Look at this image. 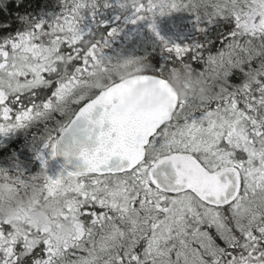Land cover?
I'll return each instance as SVG.
<instances>
[{"label": "snow or ice", "instance_id": "6c2138e0", "mask_svg": "<svg viewBox=\"0 0 264 264\" xmlns=\"http://www.w3.org/2000/svg\"><path fill=\"white\" fill-rule=\"evenodd\" d=\"M29 2L17 0L11 10L23 13ZM126 2L133 23L191 13L196 38L180 44L159 37L169 58L158 71L88 94L77 85L116 29L102 41L81 40L88 33L77 17L91 7L86 0H62L60 14L29 21L12 36L4 35L8 22L23 17L0 19V133L72 106L76 116L61 132L86 125L76 153L82 166L31 177L63 200L73 230L60 235L0 220V264H264V0ZM89 14L95 19V11ZM149 27L156 32L154 23ZM43 35L67 54L65 74L39 63ZM177 65L207 75V100L171 90L165 72ZM140 81H154L165 102L121 111ZM57 146L50 136L52 157Z\"/></svg>", "mask_w": 264, "mask_h": 264}, {"label": "trees", "instance_id": "16d2710c", "mask_svg": "<svg viewBox=\"0 0 264 264\" xmlns=\"http://www.w3.org/2000/svg\"><path fill=\"white\" fill-rule=\"evenodd\" d=\"M124 3L125 7L121 8L119 0H108L109 6H102V12H99V0H94V3L93 0H86V4L91 7L86 6L81 10L80 17H77V26L88 33L87 36H81V40L102 41L111 28H115L116 33L107 38L103 56L98 55V63L94 64L90 74L77 85V90H81L85 84L90 83L94 85L93 92H96L127 75L151 73L158 71L161 65L166 64L169 53L163 46L159 47L156 42L150 41L147 32L155 33L149 27L150 24H155L156 32L166 27V40L170 43H190L196 38V28L192 17L185 18L184 15L177 17L178 11H173L165 15L157 14L152 19L136 20L133 23L134 9L130 2L124 0ZM14 6L18 8L17 0H0V19L7 16L15 18L18 15L23 17L8 22L10 31L5 33V36H12L26 30L29 27V21L51 20L63 9L62 0H30L23 13L12 11ZM90 11H95V19L89 14ZM118 33L123 34L119 36ZM137 33H142L141 39L135 37ZM129 42L134 46V59L119 58L120 48L126 47ZM37 52L40 57L39 63L49 72L60 75L68 72L67 54L59 52L58 45L53 43L51 35H43L40 38ZM134 64L139 67L129 66ZM165 76L176 89L192 91L199 85L205 84L210 94L207 75L198 69L177 65L169 68ZM180 96L193 101L204 100L194 94L190 96L180 94ZM51 134L55 135L54 132ZM50 136L53 137V135ZM15 142L16 140L13 139L0 145V170H2L0 171V210L11 213L10 218H0V220L20 226L30 225L34 229L51 228L58 234H60L57 231L58 227L70 221L73 230V219L64 213L63 200L60 197L47 196L42 180H31V177L39 176L42 171H46L50 176V173H56L63 168L41 141L30 150ZM22 147L25 149H20ZM17 176L24 179V183H20L16 179ZM22 217H25V220L21 221ZM42 224L47 226H41Z\"/></svg>", "mask_w": 264, "mask_h": 264}, {"label": "water", "instance_id": "95a60500", "mask_svg": "<svg viewBox=\"0 0 264 264\" xmlns=\"http://www.w3.org/2000/svg\"><path fill=\"white\" fill-rule=\"evenodd\" d=\"M141 74L142 73L133 74L130 76H126L120 80H129L134 77H138ZM168 85L171 90L179 96L178 91L169 81ZM105 88H102L99 91H102ZM165 100L166 94L154 81H140L126 93V95L123 97L122 103L119 105V108L121 111L147 110L159 106L160 104L164 103ZM76 113L64 129H67L68 126L72 124ZM85 126L86 125L84 121H78L77 124L73 126L71 131L60 132V134L58 135L56 157L60 164L68 170H76L78 166H82L83 162L76 155V153L81 147V142L84 141L83 129L85 128ZM88 146L91 147V144L89 143ZM65 152L68 153L67 156L64 154Z\"/></svg>", "mask_w": 264, "mask_h": 264}, {"label": "flooded vegetation", "instance_id": "af4514ba", "mask_svg": "<svg viewBox=\"0 0 264 264\" xmlns=\"http://www.w3.org/2000/svg\"><path fill=\"white\" fill-rule=\"evenodd\" d=\"M78 110L77 108L71 112L68 117H63L59 114V112H53L54 121L48 120L45 117L32 120L27 122L24 126L18 128H12L6 132L0 133V145L7 142L12 141L13 139L16 140L15 143L19 145L26 146L27 149H31L35 144L40 141H35V139L39 138L40 132H44L45 130L53 131L54 130V137L57 139L58 135L61 132V129L65 128L71 118L75 115ZM60 121L61 125H56V122ZM48 138L41 140L42 144H46ZM20 149H25L22 147Z\"/></svg>", "mask_w": 264, "mask_h": 264}, {"label": "rangeland", "instance_id": "374dc122", "mask_svg": "<svg viewBox=\"0 0 264 264\" xmlns=\"http://www.w3.org/2000/svg\"><path fill=\"white\" fill-rule=\"evenodd\" d=\"M100 1V5L98 6L99 7V12L101 11L102 12V6H104V0H99ZM115 2V1H114ZM119 3H124V0H119ZM99 4V2H98ZM176 13V12H175ZM182 15L185 16V18H188V17H192L193 19V16L191 13L187 12V11H178L177 13V17H181ZM183 16V17H184ZM194 20V19H193ZM159 33V36H157L156 32L155 33H152L151 31L147 32V35L150 37V41L157 44V46L159 47H162V41L160 40L159 37H163L165 40L167 39L166 38V33H167V28L166 27H163L161 29V31L158 32ZM123 33H118L119 36H121ZM135 37H138L139 39H141L142 37V33H137L135 35ZM133 44L131 42L128 43V45L124 48H120L119 50V54H118V57L119 58H122V59H134V48H133ZM129 66H135L134 68H138L139 65H129ZM101 83V82H100ZM93 89H94V85H90V83L88 84H85L84 87L81 89L83 90L86 94L88 93H92L93 92ZM77 108V106H72L70 109L68 110H65L63 112H59V114L63 117H68L71 112H73L75 109ZM45 118H47L48 120H52L54 121V118H53V115L52 113H49ZM56 125H61V122L60 121H57L56 122ZM53 131H49V130H45L44 132H40V135H39V138L38 139H35V141H41V140H44L46 138H49L50 135H53L54 137V134H51L53 133ZM48 167V165H47ZM63 169H60L58 172L56 173H50V176H52L53 178H55ZM1 175V173H0ZM2 191V189H1ZM21 221L25 220V217H22V219H20ZM63 220L65 221V219L63 218ZM67 220V219H66Z\"/></svg>", "mask_w": 264, "mask_h": 264}, {"label": "clouds", "instance_id": "9594fccd", "mask_svg": "<svg viewBox=\"0 0 264 264\" xmlns=\"http://www.w3.org/2000/svg\"><path fill=\"white\" fill-rule=\"evenodd\" d=\"M177 90L181 95L190 96L194 94L204 100H207L209 98V90L207 85L205 84L199 85L197 88L193 89L192 91H187L183 88H178ZM10 217H11L10 212L0 210V218H10ZM41 226H47V225L42 224ZM57 231L60 233V235H68L72 231L71 222L69 221L67 223H62L58 227Z\"/></svg>", "mask_w": 264, "mask_h": 264}]
</instances>
